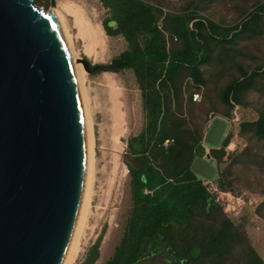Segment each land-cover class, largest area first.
Here are the masks:
<instances>
[{
	"label": "rangeland",
	"instance_id": "obj_1",
	"mask_svg": "<svg viewBox=\"0 0 264 264\" xmlns=\"http://www.w3.org/2000/svg\"><path fill=\"white\" fill-rule=\"evenodd\" d=\"M159 6L166 14L180 15L187 10H197L222 26H234L242 16L250 13L255 3L264 0H142ZM35 6L51 11L55 8L64 22L73 50L79 59L91 64H106L127 49L125 40L107 36L102 23L109 13L98 0H34ZM80 14V15H79ZM82 17L91 27L102 32V45L92 47L87 54L89 40L77 21ZM191 26V25H190ZM83 34H82V33ZM242 38L239 51L231 62L222 58L203 67L205 84L196 87L182 76L177 97L171 98V111L185 128L198 130L204 153L194 154L191 171L203 184H227L225 192L242 200L240 208L225 212V206L217 205L220 212L206 219L196 209L193 230L207 233L217 228L225 218L239 234L234 252L225 256L226 264H247L248 247L253 249L264 263V141L253 136L243 126L255 122L264 114V78H258L242 97V105L232 109L220 102V91L237 73V66L246 70L264 66V19L255 36ZM177 43L170 42V48ZM82 87L91 121L93 139V172L91 197L83 228L72 264H85L89 250L100 239L98 259L95 264L109 261L119 245L132 210L130 176L127 164L135 161L127 154V141L138 136L146 126L141 93L131 71L103 72L91 75L84 72ZM199 95L194 98V95ZM118 103L122 115V129L115 128L113 101ZM229 140L221 159L213 155L223 140ZM166 141L165 146L174 144ZM141 264H164L156 256Z\"/></svg>",
	"mask_w": 264,
	"mask_h": 264
},
{
	"label": "trees",
	"instance_id": "obj_2",
	"mask_svg": "<svg viewBox=\"0 0 264 264\" xmlns=\"http://www.w3.org/2000/svg\"><path fill=\"white\" fill-rule=\"evenodd\" d=\"M98 1L109 13L102 23L106 35L122 37L127 49L106 64L84 61L91 75L131 71L146 119L142 132L127 141V154L135 161L134 166L127 164L132 210L124 235L105 264H141L156 256L164 264H226L224 258L234 252L239 234L225 218L207 233L193 230L196 209L209 219L220 208L191 171L194 154L204 153L202 137L180 124L171 111V98L178 96L182 76L200 87L205 84L203 67L220 58L234 63L242 38L255 36L261 28L264 2L253 4L234 26H222L202 18L197 10L173 15L142 0ZM170 42L177 46L170 48ZM258 78H264V66L246 70L238 65L220 91V102L228 109L242 105V97ZM243 127L264 141L263 113ZM166 141L174 144L165 146ZM228 143L227 138L220 149L212 150L217 159ZM226 186L220 181L221 189ZM99 241L85 264L96 263ZM247 249V264H264Z\"/></svg>",
	"mask_w": 264,
	"mask_h": 264
},
{
	"label": "water",
	"instance_id": "obj_3",
	"mask_svg": "<svg viewBox=\"0 0 264 264\" xmlns=\"http://www.w3.org/2000/svg\"><path fill=\"white\" fill-rule=\"evenodd\" d=\"M86 170L84 114L62 23L34 0H0V264H65Z\"/></svg>",
	"mask_w": 264,
	"mask_h": 264
},
{
	"label": "bare ground",
	"instance_id": "obj_4",
	"mask_svg": "<svg viewBox=\"0 0 264 264\" xmlns=\"http://www.w3.org/2000/svg\"><path fill=\"white\" fill-rule=\"evenodd\" d=\"M51 12L56 13L57 17L59 18L60 22L63 25L64 29V35L66 38V42L69 48V54H70V59L72 62V66L77 78V83H78V88L81 96V103H82V110L84 114V124H85V131H86V141H87V170H86V187H85V196H84V203L83 207L79 216L78 224L76 227V232L74 234L73 240H72V248L70 250V253L68 254L65 264H72L76 253H77V244L79 241V236L81 233V230L83 228V223L85 221L87 209L89 206V201L91 197V186H92V172H93V139H92V133H91V121L89 117V112L87 109V104L85 101V95L82 87V77H84V69L79 63V58L75 54L73 50V45L71 43V40L64 28V22L59 15L58 11L53 8ZM80 15V14H79ZM78 16V15H77ZM77 21L82 25L83 27V33H85L86 37L89 40V49L86 50L87 54L92 53V47L95 45H102L104 42V37L102 36V32L98 28L91 27L82 17L78 16ZM82 33V32H81ZM82 33V34H83ZM113 109L114 113L112 115H115V128L116 130L122 129V115L118 107V103L114 100L113 101Z\"/></svg>",
	"mask_w": 264,
	"mask_h": 264
},
{
	"label": "built area",
	"instance_id": "obj_5",
	"mask_svg": "<svg viewBox=\"0 0 264 264\" xmlns=\"http://www.w3.org/2000/svg\"><path fill=\"white\" fill-rule=\"evenodd\" d=\"M199 95H194V98H198ZM203 186L209 192V194L213 197V202L216 205L225 206L224 211L228 212L230 209L237 210L241 206L242 200L233 196L230 192H225L219 188L218 185H213L208 183H204Z\"/></svg>",
	"mask_w": 264,
	"mask_h": 264
}]
</instances>
